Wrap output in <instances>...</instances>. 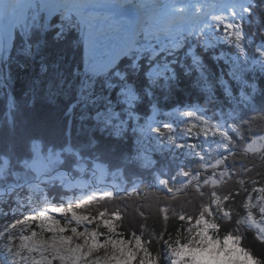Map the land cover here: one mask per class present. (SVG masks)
<instances>
[{"label": "trees", "instance_id": "16d2710c", "mask_svg": "<svg viewBox=\"0 0 264 264\" xmlns=\"http://www.w3.org/2000/svg\"><path fill=\"white\" fill-rule=\"evenodd\" d=\"M248 8L238 20L242 34L219 26L212 35L185 36L177 46L142 35L115 64L103 70L90 68L84 29L75 17H59L48 26L42 10L33 11L26 25L15 31L4 58L0 52V168L7 165L0 184L8 188L0 199V237L21 226L33 206L41 202L32 184H38L58 207H70L69 200L80 196L81 188H73L52 173L37 172L33 165L60 156L58 170L75 178L85 173L94 182L89 183V191L96 186L107 191L108 184L111 188L71 207L92 216L99 207L119 209L118 231L128 239L133 233L147 237L152 230L166 239L186 238L187 222L173 218L171 212L165 221L159 209L167 206L196 216L200 204L211 199L208 193L213 187L221 197L234 194L227 202L233 222H226L229 213L220 199L215 218L223 228L219 235L213 230V240L224 243L227 232L240 240L257 264H264V241L249 226L251 214L241 221L249 210L259 216L258 199L264 196L259 191L264 188V149L251 150L264 136V54L258 47H264V0H251ZM206 40H215L217 46L206 50ZM189 47L204 58L206 75L214 85L210 94L194 86L200 70L185 55ZM165 64L168 78H149L158 65ZM172 69L175 80L170 78ZM125 73L127 81L118 79ZM122 88L126 89L123 94ZM241 91L251 100H244ZM99 113L104 114L97 118ZM189 113L201 114L209 124L220 126L213 138L218 144L202 155H190L185 147L179 149L169 142L191 119L186 116ZM203 127L197 124L199 134L191 132L183 142L206 147L211 138L200 133ZM234 129L244 133L243 139ZM221 159L226 163L218 166L216 161ZM178 168L195 173L197 179L185 178ZM228 170L232 171L230 177H226ZM170 186L177 189L171 196ZM108 192L113 193L111 198ZM93 227L89 225V229ZM4 242L0 238L3 262ZM151 250L155 254L162 246L153 243Z\"/></svg>", "mask_w": 264, "mask_h": 264}, {"label": "snow or ice", "instance_id": "6c2138e0", "mask_svg": "<svg viewBox=\"0 0 264 264\" xmlns=\"http://www.w3.org/2000/svg\"><path fill=\"white\" fill-rule=\"evenodd\" d=\"M179 11L183 12L185 8H178ZM217 21H223L222 16H214ZM231 28L232 25H225ZM217 46L215 40H206L203 47L208 49H214ZM260 53L264 54V47H260ZM185 55L191 60L192 67L198 68L200 71L198 73V79L196 80L194 86L201 88L206 93H211L214 91L213 83L208 79L205 69H204V58L199 53H197L193 48L189 47ZM223 56V54H221ZM218 57L217 59H219ZM168 65L165 64L163 67L157 66L153 72L149 74V78L155 77L158 81L160 78H168L164 74L168 70ZM172 80L177 78L175 69H172L171 77ZM118 79L122 81H127L128 74L125 73L118 76ZM221 84L224 82L221 80ZM109 87H112L110 84ZM134 88V85H132ZM253 93L257 91L256 86L251 85ZM126 89L122 88V94ZM228 96L232 93L229 89H226ZM150 94V93H148ZM244 100H251L250 96H246L243 91L240 93ZM108 109H105L107 112ZM104 113H99L97 118L102 116ZM191 115V113H189ZM231 115V113H230ZM217 125L209 124L205 122L204 127L199 131L204 135H208L210 132L214 134L217 129ZM157 133L160 129H155ZM188 132L192 131V128L187 129ZM241 139H243L244 133L240 130H233ZM119 135V132H117ZM231 137L229 141L231 142ZM251 138H249L250 142ZM170 143H178L175 136L169 137ZM179 147L183 148L185 145L179 144ZM189 148L196 147L195 145H188ZM243 147V146H242ZM227 148V145H225ZM226 161L224 159L217 160L216 164L224 165ZM180 175L188 178L191 176L192 180H196L197 176L195 173L189 172L187 169L178 168ZM3 174V169L0 168V175ZM232 171L228 170L226 177H230ZM164 184H169V181H163ZM219 181L217 182V184ZM216 184V185H217ZM239 185L243 188L244 180H239ZM177 189L169 187L170 196L175 193ZM197 191L201 197L204 196V192L200 185H197ZM264 193V188L259 190ZM4 195V192L0 190V197ZM232 195H224L221 197L220 193L213 190L208 193L211 198L207 203L202 202L200 204V211L196 216H190L184 214L181 209L177 212L175 209L170 207H163L159 209L163 213V220L167 221L169 218V213L171 212L173 218H178L180 222H187V233L186 238H175L166 239L161 236L160 233L154 232L152 230L149 232L148 236L145 237L138 233H133L132 238L128 239L124 236L122 232L118 231L120 226L118 222L122 221V215L119 209L109 210L106 207H99L97 209L96 215L92 216L87 214V212H79L74 208H54L51 210L52 213L56 215H34L25 221L23 226L28 228L30 234H18L15 227L9 231L6 237H0L4 239L3 249L8 253V257L11 258V264H53V261H58L59 264H192V253L195 249H200L203 247L204 241L208 239H215V235H219L223 224L216 220V210L221 207L220 199L223 200V207L225 211H228L229 218L227 223H232L231 220L232 213L227 208V202L232 199ZM113 196L112 192L107 193V197L111 198ZM213 200L216 201L213 204ZM203 201V199H202ZM261 201L264 202V196H261ZM141 214H145L141 210ZM252 215L255 226H257V231L259 227H264L260 223L261 219L264 218V203L259 206L260 219L257 220L256 216L253 215L251 210L247 211L246 218L241 220L247 221L249 215ZM59 217H65L67 222H62ZM30 221V222H29ZM85 224H94L92 229L78 230V226ZM75 225V226H73ZM105 231H100V228ZM147 226L145 225V228ZM33 228H38L39 231L33 230ZM215 230V235L211 233ZM45 233L50 235L45 236ZM70 233V234H66ZM232 235H235L233 233ZM225 236L228 233L225 232ZM18 239V244L13 243V239ZM103 238V239H102ZM261 240L264 241V235H261ZM82 241V242H77ZM159 242L162 246V250L153 254L151 250V244ZM243 251V248H241ZM104 251L105 255H96L98 252ZM38 253V257L33 255ZM250 256V253H246ZM253 261L256 260L255 257H251Z\"/></svg>", "mask_w": 264, "mask_h": 264}, {"label": "rangeland", "instance_id": "374dc122", "mask_svg": "<svg viewBox=\"0 0 264 264\" xmlns=\"http://www.w3.org/2000/svg\"><path fill=\"white\" fill-rule=\"evenodd\" d=\"M251 0H230L229 3H226V6H222L219 9L218 16H222L224 19L223 21H217L214 19V16L211 15V18L209 16L204 15L202 19H206L202 22H199L200 25L194 26L193 28L185 31L182 33V31L178 30L174 33L170 32L166 29L165 26L167 23H164L163 26L160 29V33H158L156 43L159 41L165 40L166 43H169L171 46H177L179 43L184 42L185 36H198L200 34L207 33L212 35L211 33H214L215 27L219 26H225V25H232L231 28H228L230 30H235L238 34H242V29L237 27L238 20L240 17L244 16L247 12H249L248 5L250 4ZM20 2V4H19ZM17 4L20 5L21 12L29 10L31 7H34L35 4H38L40 7L47 5V1L45 0H17ZM6 6L4 5V8ZM3 10L0 11V14H2ZM43 11H47L45 7H43ZM216 15V16H217ZM8 19L10 23L14 20L11 16H8ZM81 20V19H80ZM27 19L22 23V25H26ZM4 24V23H2ZM18 25V23H16ZM14 23L12 27L14 28L16 26ZM21 25V26H22ZM138 29L136 31L135 36H133L131 33L125 34L122 32H119L116 35H110L111 38H101L103 35H99L98 29L93 28L91 30H86V41H87V50L89 56H91V61L89 62L90 68H97L98 70H103L106 68L111 67L113 64L116 63V61L119 59L120 56H122L123 53L128 51L127 47H123L124 44L127 43L129 45H133L136 41V38L140 35L147 36L151 33V28H145L144 31H141V25H137ZM13 28L8 29L7 35H4L6 33L3 29L0 27V52L2 54V57L4 58L7 54V50L11 47L13 36H14V30ZM160 34H162L160 36ZM94 36V37H93ZM117 36L118 39L114 38ZM120 43V44H118ZM164 43V44H166ZM121 45V46H119ZM114 53H112V52ZM116 54V55H115ZM187 117L191 118L188 121H186V124H184L181 129V132H177L176 138L178 143H176L177 148H181L178 145L182 144L185 145L186 152L190 155H202L205 152H207L208 147L213 148L214 145L218 144L213 141V138L217 135L216 133H209L208 135H205V137H210V141H206V147H204L201 143H192L189 141L183 142V140H186L191 132H194L196 134H199L198 131H196L197 124L204 125L205 122H207L204 117L201 114H195V115H186ZM155 123V122H154ZM153 123V124H154ZM209 123V122H207ZM152 125V124H151ZM216 125V124H214ZM192 126V127H190ZM217 129L215 132L220 128L219 125H217ZM192 128L191 132H188L187 129ZM153 131V128H152ZM201 133V132H200ZM210 135V136H209ZM224 140V139H223ZM172 144V143H170ZM188 145H195L194 148H189ZM264 149V136L261 137V139L256 140V142L251 145L252 151H262ZM60 158V156H50V160L43 161V160H37L35 164H33L36 168V171L42 173V174H49L52 173L55 177L62 178L66 180L68 183L71 184L73 188H81V194L77 199H71L69 200L70 207H58L56 206L51 200H49L44 194L42 188L38 184H32L33 190L37 193L41 198V202L39 204H36L33 206L32 212L27 214L25 217V220L23 224L19 227H16L15 230L18 234H30L28 232V228L26 226H23L25 224V221H28V218L31 216H38L41 214H48V215H56L51 212L54 208H72L71 205L74 203H78L84 200H88L90 198H94L97 196H100L101 193L107 192L111 190L110 185L108 184L106 187L107 191H103L100 187L96 186L95 190L89 191V183L92 185L94 182L93 180H87L86 174L83 173V175L79 178L73 177L70 173L62 172L58 170L57 167V160ZM3 174L0 175V179L5 178L7 174V165H5L3 168ZM104 181L105 178H102ZM100 179V180H102ZM0 190L4 192V197L8 191V188L4 189L2 188L0 184ZM10 191L13 190V188L9 189ZM0 197V199L2 198ZM258 203L262 204L264 202L261 201V198L258 199ZM254 216L256 214L253 213ZM260 216V215H259ZM259 216H256L257 220L260 219ZM62 222L67 221L65 217H59ZM30 222V221H29ZM249 226L254 229L258 236L261 238V235H264V227H259V231H257V226H255V222L253 221L252 215L249 217ZM260 223L264 225V218L261 219ZM90 224L80 225L78 226V230H80L79 227L89 229ZM39 231V229L37 230ZM68 234V233H66ZM50 234L45 233V236H48ZM103 239V238H102ZM18 239L14 238L13 243L18 244ZM82 242V241H77ZM242 246L240 244V240L232 237L231 239H227L224 243H217L213 239H208L204 241L203 247L200 249H195L190 255L192 256V264H257L253 259H251V256H247L243 249L241 250ZM5 259L4 262L0 260V264H11V258L8 257V253L4 250ZM33 255L38 257V253H34ZM96 255L103 256L105 255L104 251L98 252ZM53 264H59L58 261H53Z\"/></svg>", "mask_w": 264, "mask_h": 264}, {"label": "bare ground", "instance_id": "6f19581e", "mask_svg": "<svg viewBox=\"0 0 264 264\" xmlns=\"http://www.w3.org/2000/svg\"><path fill=\"white\" fill-rule=\"evenodd\" d=\"M8 1H10V0H8ZM14 2V1H13ZM4 3L5 2H3L2 0H0V10L2 9V7L4 6ZM49 3V2H48ZM74 3H76V0H74ZM79 3V2H78ZM81 4V3H80ZM133 4H134V6L136 7V9L139 11V12H142V10L144 9V8H148V6H146V5H139V4H137V1L136 0H134L133 1ZM221 3H218V5H220ZM49 5V11H50V13L52 14V13H54L55 11H56V9L58 8V7H60L61 6V1H57V3H54V4H48ZM62 5H64V4H62ZM217 5V6H218ZM84 6H90L89 4H87V2L84 4ZM210 7L209 6H206L205 7V9H209ZM215 9V8H214ZM213 9V10H214ZM92 11H94V10H92ZM30 12H31V10H30ZM66 14L67 13H63L62 14V16H66ZM83 15H87V13L86 12H83ZM195 15H199V13H196ZM93 16H94V18L95 19H99V18H102V16L101 15H99V14H93ZM5 18V17H4ZM63 18V17H62ZM144 18V17H143ZM202 18V16H198V18H197V20H200ZM121 21L122 20H120L119 22L121 23ZM139 22H141V20L139 21ZM100 22H96V24H91L90 22H88L87 24L92 28V27H94V26H96V27H98V28H102V29H104V31H102V32H104L105 33V38H108V39H110L111 38V36L110 35H116V34H118L119 33V30H115L114 28H110V27H105V25H100L99 24ZM137 24H138V22H136L135 24H133V25H131L132 26V28H130V27H127V28H124L123 29V32L122 33H125V34H129L130 35V33L133 35V36H135V33H136V31H137V29H138V27H137ZM142 24V23H141ZM102 26V27H101ZM12 30H14V28L12 29ZM99 35H101L100 33H99ZM132 35H130V36H132ZM13 38H14V36H13ZM115 39H118L117 38V36L114 38V40Z\"/></svg>", "mask_w": 264, "mask_h": 264}]
</instances>
